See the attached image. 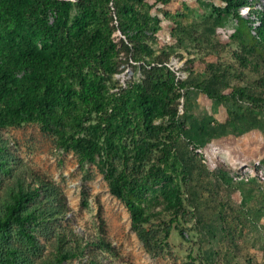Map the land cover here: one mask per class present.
Wrapping results in <instances>:
<instances>
[{
	"label": "rangeland",
	"instance_id": "374dc122",
	"mask_svg": "<svg viewBox=\"0 0 264 264\" xmlns=\"http://www.w3.org/2000/svg\"><path fill=\"white\" fill-rule=\"evenodd\" d=\"M63 1L0 0V76L14 84L21 71L11 64L22 58L53 68L66 32L77 41L82 36L72 28H79L100 35L119 66L110 72L93 63L74 80L68 73L74 69L65 67L74 108L137 84L163 98L148 120L151 134L124 136L128 159H113L128 174V197L150 214L142 226L151 245L131 228L129 211L96 164L80 162L40 121H27L0 127V208L19 188L37 186V175L47 186L26 205L34 222L0 228V258L10 248L20 264H91L87 248L58 258L75 251L74 238L89 242L104 229L121 264H264V30L257 33L253 16L264 13V0H243L238 15L223 0ZM135 34L141 47L133 44ZM205 82L225 98L208 97ZM233 87L261 97L260 108L231 95ZM69 120L68 114L57 118L74 132ZM103 253L102 263L119 264Z\"/></svg>",
	"mask_w": 264,
	"mask_h": 264
},
{
	"label": "trees",
	"instance_id": "16d2710c",
	"mask_svg": "<svg viewBox=\"0 0 264 264\" xmlns=\"http://www.w3.org/2000/svg\"><path fill=\"white\" fill-rule=\"evenodd\" d=\"M53 1L57 2V0ZM59 1L64 2L63 0ZM156 1L166 3L169 0ZM223 1L232 6L234 15H238L237 9L247 6L243 0ZM59 14L62 15V10H59ZM253 16L258 23L257 33H260L261 29L264 30V13L253 12ZM72 29L75 30L73 35H81L82 38L73 41L68 31L66 32V39L63 40L64 52L58 56L53 68L47 69V64L42 60L22 58L13 60L11 64L13 69L21 71L14 84L8 86V80H5L6 75L0 76V127L27 121H40L45 130L58 135L59 143L62 146L77 153L80 162H94L106 180L109 192L124 202L130 214L131 228L146 246H150L149 233L142 226L150 214L128 197L127 193L130 189L128 174L124 169L117 170L113 159L115 155L119 154V158H122L126 163L128 156L122 154L121 139L129 134L133 138L138 130L151 134L153 127L148 124V120L164 105V100L158 93H148V87L145 89L137 84V88L131 87L120 93L102 94L101 99L93 100L89 103V107L82 111L74 108L72 97L75 92L72 84L62 74L64 68L72 67L74 69V74L68 72L74 80V75L84 77L82 71L86 68L91 69L93 63H99L105 68V71L110 72L116 70L115 66H119V63L117 60H111V57L108 56L100 35H89L79 28ZM72 29H69V32ZM139 35H133L136 41L133 44L137 43V46L141 47L142 38ZM134 39L128 36L127 41L132 43ZM134 54V52H130L129 60L133 59ZM146 55L148 54L146 53ZM158 63L161 61L159 60ZM94 81L96 80L92 79L90 82L92 86L89 83L90 88H94ZM47 84L50 86L44 90ZM201 89L210 98H225V95L218 93L207 82L203 83ZM231 95L245 98L255 108H260L259 105L263 102L261 97L246 92L244 87H233ZM94 112V117H92ZM66 114L70 116L69 122L74 132H67L63 126L58 124ZM141 117L144 118L142 124L139 122ZM140 149L142 146L136 148V155L139 154ZM96 155L99 156L97 161L95 160ZM36 177L39 181L37 186L27 190L19 188L11 194L10 201L2 205L0 208L1 229H6L9 223H14L17 227L22 228L26 223L34 222L37 219V215L33 211H28L26 205L35 199L39 190L47 186V182L42 176L37 175ZM83 195L86 193L83 192ZM81 204L86 205L87 200L82 199ZM59 207L61 210L65 205L61 204ZM163 231V237L166 239L169 228H164ZM101 232V235L93 237L89 242H82V240L74 238L75 251L63 250L58 258V263L64 259L73 258L78 253H83L87 248L88 260L91 264H107L106 262L102 263L101 260L105 256L104 251L111 254L121 264L123 256L105 238L104 229H101ZM0 264L20 263L16 260L14 251L9 248L0 258Z\"/></svg>",
	"mask_w": 264,
	"mask_h": 264
}]
</instances>
